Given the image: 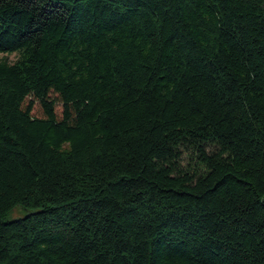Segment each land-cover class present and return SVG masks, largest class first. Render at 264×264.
I'll return each mask as SVG.
<instances>
[{
  "label": "trees",
  "instance_id": "1",
  "mask_svg": "<svg viewBox=\"0 0 264 264\" xmlns=\"http://www.w3.org/2000/svg\"><path fill=\"white\" fill-rule=\"evenodd\" d=\"M0 53V264H264V0H0Z\"/></svg>",
  "mask_w": 264,
  "mask_h": 264
},
{
  "label": "rangeland",
  "instance_id": "2",
  "mask_svg": "<svg viewBox=\"0 0 264 264\" xmlns=\"http://www.w3.org/2000/svg\"><path fill=\"white\" fill-rule=\"evenodd\" d=\"M0 57H7L8 60L12 61L15 58V54L0 53ZM52 97H55V95H52ZM55 111H56V113L58 115H60V113H61V103L59 101L56 102ZM32 114L34 116H36V117H43L42 108H41V106H40V104H39V102L37 100H35V102H34ZM187 161H188V157L185 154L184 157H183L182 164H186ZM25 213H27V209L21 208V207H16V208H14L11 212H9L6 215L5 219L8 220V219L21 217Z\"/></svg>",
  "mask_w": 264,
  "mask_h": 264
}]
</instances>
